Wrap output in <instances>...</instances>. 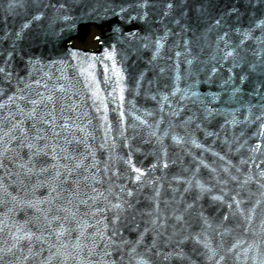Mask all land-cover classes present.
Returning a JSON list of instances; mask_svg holds the SVG:
<instances>
[{
	"label": "water",
	"instance_id": "obj_1",
	"mask_svg": "<svg viewBox=\"0 0 264 264\" xmlns=\"http://www.w3.org/2000/svg\"><path fill=\"white\" fill-rule=\"evenodd\" d=\"M144 3L145 0H23V6L17 5L10 12L9 0H0V67L13 72L11 86L0 74V88L6 90L5 95L0 96V102L15 91L17 77L26 78L28 71H32L31 79L19 83L20 87L41 79L44 73H48L50 79L42 80V83L47 82L49 88L64 85L66 93H57L58 100L64 97L59 101L58 109L60 103L65 105L66 110L72 105L76 106L74 112L67 114L78 117L77 123L90 133L88 143L100 162L99 167L103 168L105 162L109 164L110 171L101 174L103 183L95 186L106 193L111 185L115 194L122 195L123 199L135 206V211L129 210L127 219L122 215L120 221L123 239L132 244L123 247L120 255H116L114 249H109L120 264H138L141 258L148 264H217L220 255H224L225 259L219 264H259L264 256V187H261L264 179L259 178L260 170L264 169V136L258 135L262 131L259 128L261 121H255L254 116L260 113L254 108L253 116L249 117L252 122H245L249 113L244 102L251 100L253 104L256 103L249 96H245L241 103H226L230 86L223 82L229 76L227 69L232 67V63L230 59H222L227 50L224 44L217 48V37L222 32L215 27L214 19L224 16L234 27H252L253 36H261L264 26L256 28L255 25L264 20V2L243 0L241 4V0H214V10L187 32L182 31L187 17L178 25L175 20L180 17L176 13L164 15L166 0H147V8L142 7ZM233 5L240 7L239 23H236V17L225 16ZM34 16L40 18L33 19ZM25 23L29 27L23 30L21 39H17L16 33L21 32ZM92 25L103 33L99 37L101 45L98 50L76 48L69 44L76 38L85 40ZM36 34L47 39L36 44L32 41ZM242 38L237 33H231L230 43H238ZM158 40L162 46L157 54ZM185 41L190 42V53L185 48ZM257 47L253 40L245 41V49ZM177 52L181 53L179 57L176 56ZM9 53H12L11 57ZM248 56L249 59L253 58L250 51ZM31 58H39L43 67L38 65L35 70L27 67ZM188 60L193 61L191 65L187 63ZM213 67L217 68L215 74L211 71ZM176 88L182 91L171 96ZM36 90L44 91L42 86L39 89L33 86L32 91ZM183 92L189 93V99H181ZM192 92L199 94L208 107L220 109L222 114L203 120V105L193 103L197 98L191 96ZM209 93H220V99L212 100ZM161 94H168L169 101H162ZM154 95L156 100L152 99ZM177 107L183 111L174 117L171 111ZM8 110L0 109V127H6L3 117ZM11 110L14 111V107ZM232 112H235L236 120L240 123H231ZM193 113L201 117L196 121L201 128L196 130L193 123L187 126V130L194 133L196 142L202 145L199 148L190 142L177 144L171 138L173 130L180 136L184 135L182 122ZM170 123L172 128H169ZM165 130L169 132L167 136L164 135ZM209 132L218 135L209 136ZM256 145H260V148L253 152ZM11 147H15V144ZM78 151H84L82 145ZM221 156L223 160L219 158ZM241 161L246 163L242 164ZM48 162H51L50 158ZM87 162L91 163V157ZM164 163L168 165L166 168ZM5 167L16 171L7 160ZM224 168L229 171L225 173ZM135 169L141 170L139 181L135 179ZM114 172L118 175H114ZM194 172L195 179L210 191L201 193L196 187L184 191L187 185L183 180L191 178ZM249 174L254 179L246 185L242 184ZM4 175V171L0 170V176ZM232 176L237 179L232 180ZM174 177L181 179L175 180ZM12 179L15 180V177ZM35 180V177L31 181L25 180L27 188L7 179L5 183L10 185L9 191L13 195L23 196L25 191L30 192ZM257 180L260 182L257 183ZM120 186H124V194L119 192ZM64 187L70 189L72 185L65 184ZM83 190L91 194L90 189ZM128 190L133 192L130 198L126 196ZM156 190L160 192V223L163 227L153 226L150 223L152 217L147 215L153 212ZM237 192H240L237 198L242 201L239 209L231 199ZM47 194L46 187L36 192L38 197ZM218 195H223L224 200L213 199ZM109 199L112 203L117 202L113 197ZM257 200L261 201V206L248 223V210ZM192 203L194 207L185 212L186 205ZM98 204L104 206L102 201H98ZM228 204H232V207L229 208ZM3 211L4 208L0 207V212ZM80 211L87 209L81 206ZM174 211L175 215L183 214L184 219L176 221ZM201 211L211 228L205 227L199 215ZM54 214L62 215L55 211L50 215ZM27 215L31 217L34 213L29 210ZM106 215L111 218L112 211ZM224 216H228L226 221L223 220ZM16 219L22 221L25 215L18 213ZM89 223L94 221L90 220ZM29 226L36 231L35 224ZM57 226L56 223L52 225L53 228ZM66 226L75 227L74 224ZM145 228L147 232H144ZM141 232L143 238L140 244L135 245L136 253L129 255L130 247L140 238ZM76 235V232H72L69 238L74 240ZM197 235L199 241L195 239ZM205 236L210 248L215 249V256L200 242ZM8 239L6 234H0V246ZM235 243L239 246L229 252L228 249ZM249 245L253 247L249 248ZM44 247L43 255L46 256L47 245ZM24 248L26 254L27 243ZM39 248L40 245L35 244L34 250L39 251ZM245 249L248 251L245 252ZM102 250L101 243L97 251L102 254ZM93 260L98 261L99 256H94ZM39 261L40 257H36L30 259L28 264H39ZM0 264H16V261L8 256Z\"/></svg>",
	"mask_w": 264,
	"mask_h": 264
},
{
	"label": "snow or ice",
	"instance_id": "obj_2",
	"mask_svg": "<svg viewBox=\"0 0 264 264\" xmlns=\"http://www.w3.org/2000/svg\"><path fill=\"white\" fill-rule=\"evenodd\" d=\"M242 3L243 0H241ZM17 5L23 6V0H9V11H14ZM148 6L147 0H145L142 7L147 8ZM214 7V0H166L164 15L176 13L180 17V19L175 20L178 25L187 17V23L182 27V31L187 32L191 31L193 25H197L202 17L210 14ZM240 15V7L236 5H233L230 12L225 14V16L236 17V23L240 22ZM39 18V16L33 17V19ZM214 25L222 32L217 37V48L223 43L225 49H227L222 59H230L232 63V67L227 69L229 76L223 82L224 85L230 86V94L226 103L244 102L243 98L245 96L255 100V104L251 100L244 102L249 113V116L245 117V122H252L249 117L253 116V109H257L260 114L255 115L254 120L261 121L259 128L262 131L258 135L264 136V31H262L261 36H253L254 29L252 27L248 29L234 27L228 23L224 16L215 18ZM262 26H264V20L255 25L256 28ZM28 27V23L22 26L21 32L16 33L17 39H21L23 30ZM231 33H237L243 38L238 43L232 44L230 43ZM46 39L47 37L40 34L32 37V41L36 44ZM160 39H163V37ZM248 40H253L258 47L250 50L245 49L244 44ZM189 43V41H185V48L190 53ZM161 46L158 40L157 54ZM249 51L253 57L252 59H249ZM8 55L11 57L12 53ZM180 55V52L176 53L177 57ZM153 59H155V56H153ZM192 62V60L187 61L189 65ZM38 65L43 67L41 60L31 58L27 67L35 70ZM233 69H239L240 71L234 72ZM211 71L212 74H215L217 68L213 67ZM161 72H163V69H161ZM0 74H3L5 82L11 86L13 72L6 71L5 67H0ZM31 76L32 71H28L26 78L17 77L18 83L15 91L11 95H7L6 100L0 102V109H9L7 115L3 117L6 127H0V170L5 173L4 176H0V207L4 208V211L0 212V234H6L9 237L8 240H4L3 246H0V261H4L5 257L11 256L16 264H28L30 259L36 257H40L39 264H120V261L113 258V253L109 249H114L116 255H120L123 247L132 244V242L123 239L120 232V221L122 215L124 219H127V212L129 210L135 211V206L129 200L123 199L122 195L115 194L111 185L106 189L107 194L95 186L97 183H103L104 177L101 174L110 171L109 164L105 162L103 168L99 167L100 162L96 160L95 152L88 143L90 133L87 132L86 127H82L77 123L78 117L74 118L72 115L67 114L74 112L76 106L72 105L66 110L65 105L60 103L58 109L57 105L64 97L61 96L58 100L57 93H66L64 85L58 84L49 88L47 82L42 83V80L50 79L49 74L44 73L41 79L24 83L23 87L19 86V83L25 79H31ZM177 79H179V76H177ZM209 79L211 80V76ZM33 86H36L37 89L42 86L44 91L36 90L33 92ZM179 91L182 90L176 88L170 95L175 96V93ZM5 93L6 90L0 88V96L5 95ZM209 95L212 100L220 99V93H209ZM191 96L197 98L193 100L194 104L199 102L203 105V120L207 121L214 115L222 114L220 109L208 107L205 101L200 99L199 94L192 92ZM169 98L168 94H161L162 101L167 102ZM152 99L156 100L157 97L154 95ZM181 99H189V93L183 92ZM12 107H14V111L11 110ZM162 110L163 105H161ZM181 111L183 109L177 107L171 111V114L174 117L179 116ZM231 114L233 116L231 123L241 122L236 120L235 112ZM199 119L201 117L197 116L196 113L188 116L182 122L185 126L184 135L180 136L173 130L171 138L177 144L190 142L198 148L202 147L196 142L194 133L187 130V126L193 123L195 129L199 130L201 124L196 123ZM169 128H172L171 123ZM77 132L80 133L79 136L76 135ZM152 134L155 135V132ZM168 134V130H165L164 135L167 136ZM207 135L218 134L209 132ZM13 144H15V147H11ZM81 145L84 148L83 152L78 151ZM259 148L260 145H256L252 151L256 152ZM216 155L219 156V153H216ZM89 157H91V163L87 162ZM48 158L51 162H48ZM219 158L224 159L222 156ZM5 160L12 164V167L16 169L15 172L5 167ZM241 163H246V161H241ZM163 166L166 168L168 165L164 163ZM256 167L259 168V164ZM135 171L137 173L135 179L139 181L142 175L141 170L135 169ZM212 171L215 172L216 169H212ZM223 171L227 173L229 169L224 168ZM113 174L118 175L116 172ZM13 176L15 180L12 179ZM32 177L36 178L35 183L31 184L30 192L25 191L23 196L13 195L9 191L10 185L5 183L7 179L27 188L25 180L31 181ZM259 178L264 179V169L260 170ZM174 179L180 180L181 178L174 177ZM231 179L236 180L237 177L232 176ZM252 179L254 177L249 174L242 181V184L246 185ZM194 181L195 183H193ZM259 182L257 180V183ZM183 183L187 185L184 188L185 192L192 187L198 188L201 193L210 191L201 181L195 179V172L191 178L184 179ZM65 184H71L72 187L70 189L65 188ZM42 187L47 188L48 194L43 197L36 196L37 190ZM261 187H264V184H261ZM83 188L90 189L91 194L84 191ZM119 192L121 194L125 193L124 186H120ZM126 196L132 197L133 192L128 190ZM159 196L160 192L156 190L153 200V212H148L147 215L152 217L150 223L153 226L163 227V224L160 223L162 217ZM238 196H240V192H237L231 198L237 209L242 203L237 198ZM109 197H113L117 202L112 203ZM213 199L223 201L224 197L218 195ZM98 201H102L104 206L100 207ZM194 203L187 204L184 211L187 212L192 209ZM81 206L86 208L87 211L81 212ZM227 206L231 208L232 204ZM260 206L261 201L257 200L248 210L246 217L248 223H251L257 208ZM29 210L34 213L31 217L27 215ZM53 211L62 213V215H50ZM109 211H112L111 218L106 215ZM18 213H23L25 219L22 221L16 219ZM173 215L176 221L184 219L183 214L175 215V211ZM199 215L203 219L205 227L211 228L212 225L203 216L202 211ZM227 219L228 216L223 217V220L226 221ZM90 220L94 223H89ZM132 220H135V215L132 216ZM53 223L58 226L53 228ZM30 224H35L36 231H33L32 227L29 226ZM73 224L75 227L66 226ZM89 229H92V231H89ZM147 231L148 229L145 228L144 232ZM72 232L77 233L74 240L69 238ZM142 238L143 232L140 233V238L134 242V245L130 247L129 255L136 253L135 245L140 244ZM187 238L184 237V239ZM195 239L199 241V235ZM118 240L119 242H117ZM200 242L204 244V247L209 248L213 256L216 255L215 249L210 248L207 236ZM25 243H27L26 254ZM37 243L40 245L39 251L34 250ZM101 243L103 244L102 254L97 251ZM45 245H47L46 256L43 255ZM238 246V243L232 244L228 251L231 252ZM252 247L253 245H249V248ZM244 251L247 252L248 249ZM17 253H20V255H17ZM176 254L180 255V253ZM94 256H99V260L94 262ZM122 259L121 256V261ZM165 259H167V256H165ZM224 259V255L219 256V261ZM219 261H217V264H219ZM138 264H148V261L141 258ZM259 264H264V256L259 260Z\"/></svg>",
	"mask_w": 264,
	"mask_h": 264
},
{
	"label": "rangeland",
	"instance_id": "obj_3",
	"mask_svg": "<svg viewBox=\"0 0 264 264\" xmlns=\"http://www.w3.org/2000/svg\"><path fill=\"white\" fill-rule=\"evenodd\" d=\"M97 32L98 31L94 30V32L87 38V40L85 42L76 41L75 42L76 45L82 46V47H93V48H95L98 45V42L94 38V36Z\"/></svg>",
	"mask_w": 264,
	"mask_h": 264
}]
</instances>
